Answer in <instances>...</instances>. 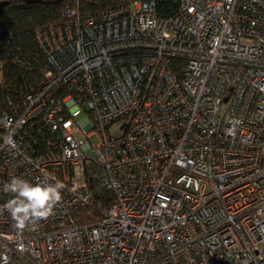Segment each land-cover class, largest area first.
Returning a JSON list of instances; mask_svg holds the SVG:
<instances>
[{"label":"built area","instance_id":"2783aa9c","mask_svg":"<svg viewBox=\"0 0 264 264\" xmlns=\"http://www.w3.org/2000/svg\"><path fill=\"white\" fill-rule=\"evenodd\" d=\"M131 5L66 7L44 67L0 62V264H264V0ZM13 177L65 185L23 232Z\"/></svg>","mask_w":264,"mask_h":264},{"label":"trees","instance_id":"16d2710c","mask_svg":"<svg viewBox=\"0 0 264 264\" xmlns=\"http://www.w3.org/2000/svg\"><path fill=\"white\" fill-rule=\"evenodd\" d=\"M133 1L135 0H8L0 17V62L4 70V83L15 72H20V68L11 63L16 56L22 61L27 60L28 65L34 69L45 66L46 61L35 39V29L62 21L66 7L90 12L116 5L130 6ZM179 2L180 0H155L156 14L159 17L170 16L178 9ZM82 213L87 215L79 218ZM76 216L80 222H92L98 218L99 211L90 204L77 212Z\"/></svg>","mask_w":264,"mask_h":264},{"label":"clouds","instance_id":"9594fccd","mask_svg":"<svg viewBox=\"0 0 264 264\" xmlns=\"http://www.w3.org/2000/svg\"><path fill=\"white\" fill-rule=\"evenodd\" d=\"M65 185L55 182L30 183L19 177H13L3 186L5 193L13 194L4 205L10 214L15 228L23 232L26 227L48 218L57 204L62 201Z\"/></svg>","mask_w":264,"mask_h":264},{"label":"water","instance_id":"95a60500","mask_svg":"<svg viewBox=\"0 0 264 264\" xmlns=\"http://www.w3.org/2000/svg\"><path fill=\"white\" fill-rule=\"evenodd\" d=\"M28 1H32V0H28ZM7 4H8V0H1V1H0V17H1L2 14L4 13Z\"/></svg>","mask_w":264,"mask_h":264},{"label":"rangeland","instance_id":"374dc122","mask_svg":"<svg viewBox=\"0 0 264 264\" xmlns=\"http://www.w3.org/2000/svg\"><path fill=\"white\" fill-rule=\"evenodd\" d=\"M130 9H131V10H134V7L131 5V6H130ZM78 137H80V138H81V135H79ZM90 140H91V141H92V143H94V144L98 142V139H97V137H96V136H94V135L90 137Z\"/></svg>","mask_w":264,"mask_h":264}]
</instances>
